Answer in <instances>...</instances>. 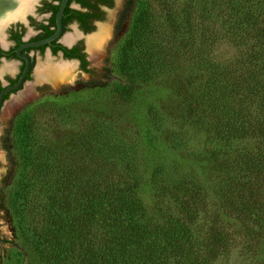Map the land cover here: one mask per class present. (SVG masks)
I'll list each match as a JSON object with an SVG mask.
<instances>
[{"label":"trees","instance_id":"trees-1","mask_svg":"<svg viewBox=\"0 0 264 264\" xmlns=\"http://www.w3.org/2000/svg\"><path fill=\"white\" fill-rule=\"evenodd\" d=\"M215 1L222 12L216 17L224 20L219 24L225 36L219 37L233 43L237 54L225 63L211 60L204 49L189 54L205 73L199 88L200 123L220 143L202 152L201 160H227L223 168L228 177L218 183L216 211L209 210L195 173L187 178L171 165L156 164L143 180L133 147L119 138H100L95 132L87 141L82 135L80 150L73 153L44 147L43 154L36 146L33 122L21 111L14 117L13 137L24 167L8 208L18 240L30 248L37 264H214L230 249L224 216L240 220V228L250 230L248 238L264 246V0ZM204 14L200 12L202 19ZM152 22L146 10L137 12L122 40L124 57L133 50V78L167 73L180 59L176 49L190 50L189 41L177 37L182 24L170 27L168 46L155 38ZM201 22L197 25L205 24ZM194 26L186 19L185 34L194 32ZM196 33L203 31L198 27ZM204 35L201 45L216 41L213 34ZM58 49L88 70L76 47ZM123 66H128L125 61ZM130 82L114 89L126 96ZM246 141L254 145L238 146ZM145 185L156 202L168 207L162 220L146 213L141 197Z\"/></svg>","mask_w":264,"mask_h":264},{"label":"rangeland","instance_id":"rangeland-1","mask_svg":"<svg viewBox=\"0 0 264 264\" xmlns=\"http://www.w3.org/2000/svg\"><path fill=\"white\" fill-rule=\"evenodd\" d=\"M141 10L151 15L155 38L168 46L172 37L170 27L182 24L179 26L182 34L177 33V37L189 41L190 50L176 49L180 59L167 73L143 74L133 78V50L124 57L122 40L129 33L133 15ZM200 12L207 13L204 14L206 19L200 17ZM219 15L222 16V12L215 0H113L112 6L105 8L104 18L96 23L90 34H81L76 24H72L65 33L77 36L75 40L84 39L86 46L89 38L84 37H92L103 26L108 28V37L100 57L94 56L88 50V45L85 47L89 53V67L94 69L91 77L79 70L76 61L56 57L49 61L48 56L38 57L35 67L44 69L51 63L50 67L64 61L72 67L68 80L56 86L50 84L48 88L38 91L32 78L31 82L11 96L10 102L14 98L12 103L16 104L13 112L9 114L6 107V115H9L0 119V264H37L30 248L24 241L18 240L16 223L8 208L24 167L22 152L13 137L12 117L21 111L27 113L33 122L36 146L43 154L44 147L54 153H58L60 148L72 149L69 152L73 153L80 150L82 135L87 141V137L95 132H100V138L104 135L119 138L133 147L143 180H148L156 164L171 165L173 171H180L178 174L188 175L187 178L195 173L196 178L202 181V196L209 203V210L216 211L221 197L218 183L228 177V172L223 168V164L227 167V160L224 157L220 161L201 160L202 152L217 148L220 143L200 123L202 103L199 88L205 73L189 53L202 54L204 49L211 60L221 63L235 57L236 46L219 37L225 36L219 24L224 20L216 17ZM186 19L195 25L194 32L185 34ZM201 21L205 24L197 25ZM198 27L203 35L213 34L216 41L208 39V43L201 45V38L206 39V35L196 33ZM124 61L129 67L123 66L122 69L120 66ZM126 81H131L132 90L124 96L114 87ZM28 88L33 93L28 92L20 98ZM147 137L150 139L149 145L145 143ZM245 145L251 147L254 144L246 141L238 146ZM223 147L229 148L228 145ZM141 197L147 215L154 220H162L167 213V205L156 202L147 185L142 187ZM223 219L232 239L229 251L214 264H259L264 257V246L248 238L246 232L250 230L240 228V220L232 216H224Z\"/></svg>","mask_w":264,"mask_h":264},{"label":"flooded vegetation","instance_id":"flooded-vegetation-1","mask_svg":"<svg viewBox=\"0 0 264 264\" xmlns=\"http://www.w3.org/2000/svg\"><path fill=\"white\" fill-rule=\"evenodd\" d=\"M60 1L30 0V3H27V9L22 14L13 15V13H10L5 20L0 21V95L7 87L19 81L26 66V59L22 56H26L28 60V69L20 84L16 88L7 90L2 95L0 119L2 116L5 117L13 112L14 109L6 115L5 110L6 107L8 108L12 105L14 98L10 102L11 96L20 91L27 82H31L32 78L37 91L42 88H48V85L50 86L51 83L46 81H40V83L45 84L43 86H38L39 83L36 82V71L41 70L39 66L35 67L38 57L41 59L48 56L50 57L49 61H52L55 57L62 60L76 61L80 71L88 73L90 77L92 76L94 69L89 67L90 62L87 55L89 53L88 50H85L87 45L85 46L84 39L75 40L76 36L70 43L63 42L62 39L72 24H76L83 35H88L93 31L96 23L104 18L105 8L108 7L100 0H87V3L68 0L61 17L62 28L60 35L47 44L23 47L19 51L20 55L17 52L21 45L47 38L56 31V13ZM55 5H58L57 9H55ZM70 9H75L78 13ZM84 38L87 39L89 37L86 36ZM58 45L67 48L76 47L84 55L86 60L85 68L88 70H84L79 59L65 57L63 51L58 49ZM59 53H61V57ZM49 65L45 68L51 70L54 64L51 67ZM15 116L16 114L12 118L14 119Z\"/></svg>","mask_w":264,"mask_h":264},{"label":"bare ground","instance_id":"bare-ground-1","mask_svg":"<svg viewBox=\"0 0 264 264\" xmlns=\"http://www.w3.org/2000/svg\"><path fill=\"white\" fill-rule=\"evenodd\" d=\"M29 0H0V21L5 20L10 13L13 15L22 14L27 9V3ZM109 32L108 28L101 27L99 32L89 37L87 41L88 50L96 57H100L104 48V44L106 42V38L108 37L107 33ZM73 34H67L63 38V41L66 43H70L74 39ZM72 65L69 62H59L54 64V66L49 69H42L37 70V81H46L51 83L52 85L56 86L59 82L65 81L70 77V69ZM33 93L31 88H28L20 98L27 93ZM16 104L10 105L8 107L7 112L10 113Z\"/></svg>","mask_w":264,"mask_h":264},{"label":"water","instance_id":"water-1","mask_svg":"<svg viewBox=\"0 0 264 264\" xmlns=\"http://www.w3.org/2000/svg\"><path fill=\"white\" fill-rule=\"evenodd\" d=\"M67 2H68V0H61L60 1L59 8H58V11L56 13V27H57L56 28V31L52 35H50L49 37H47V38H43V39L38 40V41H35V42H29V43H25V44L21 45L19 47L18 51H17L18 54H19L20 49L23 48V47H26V46H39V45H42V44H47V43H50L52 40H54L55 38H57L60 35L61 28H62V25H61V17H62V13H63V10H64ZM59 56L61 57V53H59ZM22 57L26 59V66H25V68L23 70V73H22L19 81L16 84H14L12 86H9L5 90L2 91V93L0 95V103H1V98H2V95L4 94V92H6L9 89L16 88L20 84L23 76L27 72V69H28V60H27V57L26 56H22ZM36 82L37 83H40V81H37V79H36Z\"/></svg>","mask_w":264,"mask_h":264}]
</instances>
